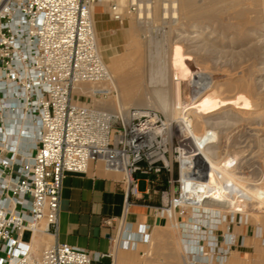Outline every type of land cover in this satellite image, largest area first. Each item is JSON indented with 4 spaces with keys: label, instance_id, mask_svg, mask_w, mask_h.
Returning a JSON list of instances; mask_svg holds the SVG:
<instances>
[{
    "label": "built area",
    "instance_id": "obj_1",
    "mask_svg": "<svg viewBox=\"0 0 264 264\" xmlns=\"http://www.w3.org/2000/svg\"><path fill=\"white\" fill-rule=\"evenodd\" d=\"M100 1L0 0V264H96L106 256L59 241L38 252L31 247L37 232L58 233L64 179L93 164L121 174L128 194L138 197V174L172 172L178 162V185L161 191L155 212L168 221L174 209L178 220L190 208L182 198L187 150L169 137L161 113L120 101L97 40L93 10ZM141 4L127 0L125 8L137 12ZM111 14L120 21L124 8L113 2ZM106 99L112 108L101 106ZM14 113L20 126L35 127L33 145L6 139ZM128 206L118 245L149 244V225L126 235ZM217 229L207 246L213 255Z\"/></svg>",
    "mask_w": 264,
    "mask_h": 264
},
{
    "label": "bare ground",
    "instance_id": "obj_2",
    "mask_svg": "<svg viewBox=\"0 0 264 264\" xmlns=\"http://www.w3.org/2000/svg\"><path fill=\"white\" fill-rule=\"evenodd\" d=\"M108 2L109 0L98 2L94 6L93 16L97 5L103 6ZM136 15L140 27L143 19L148 22L149 19L167 20L168 26H153L146 22V32L149 33L148 40L145 41L146 48L141 49V40L134 36V49L128 56L125 54L112 59L110 70L127 98L136 94L135 91L145 92L152 88L157 100L155 105L174 117L176 133L184 137L186 143L191 142V147L195 148L194 159L190 161L188 155L182 159L181 176L187 191L182 194V198L185 205L192 207L194 216L183 224L181 233L190 234L191 237L182 244V251L185 254L184 264H196L198 260L202 262V259H207L210 264L213 257L211 258L212 254L205 253L208 249L204 248L203 253L199 250H195L198 253L191 251L196 249L194 241L204 234L202 229L206 231L207 239L215 227L224 231V222L229 220V214L234 213V219L239 218L236 214H247L245 204L234 200L238 196L244 197L245 203L258 200L264 204V197L260 198L258 192L247 190L235 177L237 175L221 170L218 161L220 144L226 139L224 137L229 138L233 130L248 127L252 132L254 130L259 133V137L264 135V130H260L264 128L258 130L254 127L256 120L264 121V0H142ZM123 25L133 35V24L126 20ZM179 49L182 55L175 56L174 53ZM128 63L132 65L129 69ZM179 64L192 71L193 80L188 85L190 103L184 101L182 87L185 77L179 74ZM202 65H208L207 68L210 66L216 72H206L203 69L206 67L202 68ZM223 86L226 88L222 89ZM216 89L220 92L216 93ZM215 93L218 95L217 100L213 104H207ZM101 106L112 108L103 102ZM171 116L169 115L170 118ZM11 120L13 128L6 132V139H10L17 147L22 140L29 146L33 145L35 127L28 122L20 126L16 113L12 114ZM164 120L169 137L173 139L171 128L165 118ZM232 144L237 148L240 142L235 139ZM189 147L187 143L181 149L188 153ZM219 169L222 180H219ZM177 201L181 200L177 198ZM206 210L209 211L208 216L201 217L200 214L206 213ZM171 216V221L174 222L172 225L179 226L176 222V210L171 211ZM241 230L237 228L233 231L230 226V231H224L227 243L233 241V245H238L237 232ZM38 235L42 234L37 232L36 237ZM36 237L31 243L33 251ZM237 255H231L229 261L238 264L240 258ZM257 264H264V259Z\"/></svg>",
    "mask_w": 264,
    "mask_h": 264
},
{
    "label": "rangeland",
    "instance_id": "obj_3",
    "mask_svg": "<svg viewBox=\"0 0 264 264\" xmlns=\"http://www.w3.org/2000/svg\"><path fill=\"white\" fill-rule=\"evenodd\" d=\"M120 0H109L107 3V13L109 14L112 21H116V23H120L121 21L129 20L133 24V35L129 32H125L120 29L116 30H109L108 32L104 33L101 37H99V34L97 35L98 44L103 56L104 61L106 62L109 70L112 65V59L116 57H120L122 55H127L134 49L135 45V38L141 40V49H145V45L147 44L148 35L149 33L147 31V24L153 26H168V23L165 21H154L153 19H141L143 23H141V27L139 26V21H137V15L135 11L127 13L126 8H124V17L122 20L117 21L112 17L111 14V4L113 2H118L121 6L126 7L127 0L124 3H120ZM122 1V0H121ZM125 4V6H124ZM140 20V21H141ZM146 20V21H145ZM147 22V24H146ZM136 30V32H135ZM136 34V35H135ZM139 36V37H137ZM108 39L112 40V42H109ZM133 42V43H132ZM144 44H143V43ZM143 44V45H142ZM129 45V47H128ZM128 48V49H127ZM127 50V51H126ZM180 50V51H179ZM176 51L175 56L182 55L181 49ZM175 62L176 57H174ZM180 65V64H179ZM132 66L130 63L127 65V69H129ZM182 66V65H180ZM179 66V74L183 76L185 79L184 85L182 87V92L184 96L185 103L191 102V94H190V86L189 81L193 80L192 71L185 69L183 66L180 68ZM208 66V65H207ZM206 65H202L201 67H206ZM203 68L206 72L214 73L216 72L213 68L210 66L206 69ZM213 71H212V70ZM111 71V70H110ZM212 71V72H211ZM113 74V72H112ZM192 78V79H191ZM118 93L120 96L121 102L127 106V107H141V108H152L159 113L162 114V116L166 119V123L171 128V131L173 133V136L176 137L178 140L179 145L185 146L188 143V146H190L188 149L187 157H189L190 161L194 159V153L195 148L191 147V142H187L184 140V137H180L176 133V122L173 116L169 114L168 112H163L158 108L157 100L155 98V94L152 88H149V91H139L134 92L136 94L132 95L131 98H127L125 96V93L123 92V88L121 85L117 84ZM226 87L223 86L222 89H225ZM122 89V90H121ZM216 93H219L220 91L216 89ZM139 93V94H138ZM153 93V94H152ZM212 95L208 101L207 104H213L214 101L217 100L218 95L217 94ZM143 96V98H142ZM134 97V100H133ZM140 97L142 98L141 101L139 100ZM138 98V99H137ZM131 100V101H130ZM137 100V101H135ZM139 100V101H138ZM143 100V101H142ZM130 101V102H129ZM151 101V102H150ZM106 105H111V100L106 99L102 101ZM134 102V103H132ZM86 103H89V101H86ZM132 103V104H131ZM142 103V104H141ZM156 104V105H155ZM155 105V106H154ZM167 114V115H166ZM172 120H170L171 118ZM176 117V115H175ZM171 126V127H170ZM264 121H258L256 120V125L254 127H257L259 130L260 128H264ZM264 130V129H260ZM175 131V132H173ZM234 132L229 136V138L224 137V141L222 142L221 148L219 149V167L224 172L230 173L232 175L238 178L245 186V188L249 191H254L259 193V197H264V135L259 137L258 134L253 130L249 129L248 127L240 128L239 130H233ZM177 134V135H174ZM236 134V135H235ZM262 134V132H260ZM178 136V137H177ZM260 138V139H259ZM263 138V139H262ZM181 139L183 140L181 141ZM228 139V140H227ZM238 139L240 144L239 147L234 148L233 147V140ZM263 141H262V140ZM243 141V142H242ZM182 142V143H181ZM242 143V144H241ZM257 143V144H256ZM176 145V143H175ZM248 149V150H247ZM261 150V151H260ZM190 152V153H189ZM221 152V153H220ZM228 154V155H227ZM191 156V157H190ZM255 156V157H254ZM235 160V162H234ZM194 161V160H193ZM221 162V163H220ZM229 163V164H228ZM236 166V167H235ZM217 170L219 173V180H222V175L220 174L221 170ZM235 170V171H234ZM179 177V164L178 162L174 163L172 172H168L167 179L169 182L167 183L170 187H172V183L175 184V186L178 185L176 183V179ZM202 180V179H201ZM169 187V188H170ZM234 200H239L242 202V204H245V209L247 211V214H236L239 215V218L234 219V213L229 214V220L225 221V216L223 217L224 222V231H230V226H232V230L235 231L237 228H241L242 230L240 232H237V235L239 237L238 239V245H233V241L228 242L226 238L224 237V231L217 229L215 231L216 236L218 237V243L219 248L217 249L216 254H212L211 256V264H235L229 261L231 255H237L240 258V261L238 264H257L263 261L264 259V223H263V216H264V204H262L260 201H247L244 202V197L238 196ZM244 202V203H243ZM238 203V202H237ZM240 203V202H239ZM247 204V205H246ZM263 205V206H262ZM192 207L188 209V212L186 213V216L183 218H179L176 222L179 224V226L174 227L171 219L167 221V223L163 224L161 229L156 228L155 232L153 233L151 237V242L149 244H145L143 246H140V253H137L136 259H128L125 261V264H184V256L185 254L182 251V244L185 240L189 239L191 237L190 234H182L181 231H183V224L187 221H190L194 216L192 213ZM206 213L200 214L201 217L208 216L207 213H209L208 210L205 211ZM241 213V212H239ZM179 214V213H178ZM250 214V217L248 216ZM213 215V212L211 213ZM217 216H220L219 213H216ZM259 217V219H256ZM262 215V216H261ZM235 216V217H236ZM261 216V220H260ZM172 217V216H171ZM230 222V223H229ZM173 224V225H172ZM229 224V225H228ZM201 225H199L200 227ZM229 226V227H228ZM176 228V229H175ZM204 232L203 235H201L200 239L198 238L195 242L196 249L191 250L192 252H197L195 250H200V246H198L199 242L201 246H204L207 249V246L210 245V236L206 239V231L202 229ZM259 232V233H258ZM182 234V235H181ZM182 236V237H181ZM199 237V236H198ZM216 237V238H217ZM223 237L225 239H223ZM26 239L29 238V233L25 236ZM197 238V237H196ZM207 240V241H206ZM225 240V241H223ZM180 241V242H179ZM191 241V240H189ZM49 244H51V241H49ZM48 244V246H49ZM232 244V245H231ZM227 245V246H226ZM229 246V248H228ZM198 248V249H197ZM205 249V250H206ZM211 250L208 251V253ZM239 252V253H237ZM201 253V252H200ZM206 253V251H205ZM235 253V254H234ZM211 254V253H209ZM231 254V255H229ZM228 259V260H227ZM218 261V262H217ZM229 261V262H228ZM208 260L202 259V262L199 260L196 262V264H207ZM237 264V263H236Z\"/></svg>",
    "mask_w": 264,
    "mask_h": 264
},
{
    "label": "crops",
    "instance_id": "obj_4",
    "mask_svg": "<svg viewBox=\"0 0 264 264\" xmlns=\"http://www.w3.org/2000/svg\"><path fill=\"white\" fill-rule=\"evenodd\" d=\"M106 5L96 6V34L101 37L109 30L116 29L127 32L124 21H112ZM108 41L112 42L110 39ZM137 177L139 195L133 197L127 192L123 176L106 171L100 164H93L86 174L68 175L63 182L58 233L38 235L33 243L34 251H40L52 240L51 243L59 241L93 253L106 254L96 264H125L128 259H136L141 251L140 246L146 243H138L136 248L119 246L117 243L125 229L120 230L124 209L128 203L129 209L124 219L128 227L126 235H134L140 227L149 225L152 237L156 228L161 229L167 223L164 217L156 214L155 207L162 203L161 191L170 187L167 184V171L160 175L138 174ZM151 181L155 182L154 186ZM108 220H112V223L107 224Z\"/></svg>",
    "mask_w": 264,
    "mask_h": 264
}]
</instances>
